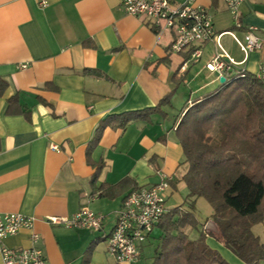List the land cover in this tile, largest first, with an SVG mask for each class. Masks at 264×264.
Returning <instances> with one entry per match:
<instances>
[{
    "label": "crops",
    "instance_id": "crops-1",
    "mask_svg": "<svg viewBox=\"0 0 264 264\" xmlns=\"http://www.w3.org/2000/svg\"><path fill=\"white\" fill-rule=\"evenodd\" d=\"M185 2L173 0L172 5ZM192 5L210 15L219 37V46H198L196 61L187 57L193 50L172 53L173 33H157L150 19L128 15L120 0H0V79L7 83L0 96V213L35 218L36 247L48 264H116L106 247L122 200L134 188L157 184L159 173L171 178L166 209L186 208L188 190L181 179L187 165L175 135L179 118L186 106L232 76L261 74L264 50L244 55L235 39L242 41L250 28L264 38V0L239 7L240 27L223 0H193ZM220 54L237 64L224 84L206 69ZM171 91L169 105L161 108L164 116L152 114L124 129L105 128L87 156L100 121L154 107ZM99 164L103 167L93 181ZM200 199L195 213L204 223L213 211L201 221ZM83 206L103 217L100 231L46 221L70 218ZM252 232L263 240L264 223ZM206 242L229 264H243L213 238ZM1 244L29 248L30 232L21 230ZM144 245L135 264H144Z\"/></svg>",
    "mask_w": 264,
    "mask_h": 264
},
{
    "label": "trees",
    "instance_id": "trees-1",
    "mask_svg": "<svg viewBox=\"0 0 264 264\" xmlns=\"http://www.w3.org/2000/svg\"><path fill=\"white\" fill-rule=\"evenodd\" d=\"M190 54L188 51L187 57ZM6 87L0 79V96ZM173 93L154 107L109 115L100 121L88 143L87 156L105 128L124 129L132 122L148 121L152 114L164 116L161 108L169 105ZM16 100L9 101V110ZM213 131L217 138L207 141ZM175 135L187 165L181 179L188 190L186 208L167 210L160 219V244L151 264H229L208 246V237L243 264H262L264 238L255 236L252 228L264 223L263 83L250 73L232 76L229 83L186 106ZM102 167H96L93 181ZM199 198L213 211L210 221L197 220L195 201ZM186 229L198 230L197 236L191 237ZM91 251L92 246L86 259Z\"/></svg>",
    "mask_w": 264,
    "mask_h": 264
},
{
    "label": "built area",
    "instance_id": "built-area-1",
    "mask_svg": "<svg viewBox=\"0 0 264 264\" xmlns=\"http://www.w3.org/2000/svg\"><path fill=\"white\" fill-rule=\"evenodd\" d=\"M172 1L120 0V3L128 15L150 19L157 33L171 31L174 35L170 45L171 52L179 54L193 50L190 58L196 61L201 56L198 46L208 42H215L218 45L219 37L214 34L212 19L204 9L193 6V0H186L180 6L172 5ZM246 1L248 0H223L237 27H240L239 7ZM41 6L45 7L46 2L41 1ZM253 31L254 29L250 28L242 41L235 39L244 55L264 50V38L259 37ZM235 65L237 64L227 55L220 54L206 65V69L218 77H225L231 74ZM258 79L264 85V68ZM50 149L57 150V146L52 145ZM159 178L157 184L132 190L122 200L106 247L107 254L114 259L116 264H135L139 261L143 245L151 238L153 230L167 212L165 198L171 178L163 173H159ZM93 200L94 198L91 197L89 202ZM46 221L65 228L98 232L102 227L103 217L94 213L88 206H83L70 218L53 217ZM34 222L35 218L22 214L0 213V242L21 230L30 232L31 241V247L19 250L1 244L2 264H48L41 249L36 247L39 235L34 232Z\"/></svg>",
    "mask_w": 264,
    "mask_h": 264
},
{
    "label": "rangeland",
    "instance_id": "rangeland-1",
    "mask_svg": "<svg viewBox=\"0 0 264 264\" xmlns=\"http://www.w3.org/2000/svg\"><path fill=\"white\" fill-rule=\"evenodd\" d=\"M215 138H217V134H216L215 131H213L207 137V141L214 140ZM198 211H199L198 212L199 218H200L201 221H204V219H206L207 217H209L210 214H212V209H211L210 205L204 199H202V198L198 201ZM255 228L256 229L254 230V233L255 234H258V232H259L258 230L260 228H262V225L257 226ZM185 231L189 235L191 233V237H193V238L196 237L197 236V233H198V230H194V231L191 232V230L186 229ZM159 236H160V230H159L158 227H156L153 230V232H152L151 238L148 241H146V243L144 245V249H143V263L144 264H151V262H152L151 257L154 254V250L160 244V238H159Z\"/></svg>",
    "mask_w": 264,
    "mask_h": 264
},
{
    "label": "water",
    "instance_id": "water-1",
    "mask_svg": "<svg viewBox=\"0 0 264 264\" xmlns=\"http://www.w3.org/2000/svg\"><path fill=\"white\" fill-rule=\"evenodd\" d=\"M219 82H220V84H224L225 83V78L224 77H220L219 78Z\"/></svg>",
    "mask_w": 264,
    "mask_h": 264
}]
</instances>
